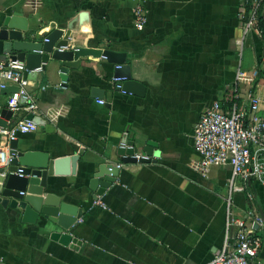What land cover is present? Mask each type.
Instances as JSON below:
<instances>
[{
  "label": "crops",
  "instance_id": "1",
  "mask_svg": "<svg viewBox=\"0 0 264 264\" xmlns=\"http://www.w3.org/2000/svg\"><path fill=\"white\" fill-rule=\"evenodd\" d=\"M143 1L146 23L137 29L136 0H0V22L21 11L24 36L42 40L61 29L69 32L68 48L125 54L131 79L145 90L142 96L118 91L114 65L88 55L65 81L57 63L36 69L27 85L38 107L34 114L24 103L12 112L9 94L0 95V107L11 112L7 128L30 117L38 122L15 140L17 151L53 161L47 202L82 213L68 231L76 243L64 245L52 237L64 231L48 216L27 223L18 211L0 208V264H205L222 247L231 169L201 174L193 128L212 103H225L239 68L256 78L264 43L254 33L243 38L241 0ZM250 87L241 82V98ZM255 95L264 106V77ZM122 140L134 142L141 156L151 142L150 161L123 163L117 152ZM4 144L0 139L7 157ZM103 163L121 167L97 196L99 205L90 180ZM247 192L252 200L233 193V208L243 215L252 206L263 219L257 228L262 247L252 264H264V186L252 181Z\"/></svg>",
  "mask_w": 264,
  "mask_h": 264
},
{
  "label": "built area",
  "instance_id": "2",
  "mask_svg": "<svg viewBox=\"0 0 264 264\" xmlns=\"http://www.w3.org/2000/svg\"><path fill=\"white\" fill-rule=\"evenodd\" d=\"M146 13L144 1L136 0L133 15L137 29L144 27ZM239 19L243 38L254 33L262 39L264 0H241ZM24 72V64L18 61L10 62L6 68H0V87H17L7 99L6 106L9 110L15 113L23 101V109L34 114L38 107L27 91L28 80L24 78ZM122 80L113 78L116 89L120 88L118 82ZM253 80L252 76L239 68L225 103H212L200 115L193 128V146L200 156L201 174H206L212 167L229 166L231 169L223 244L205 264H252L262 247V239L257 233V228L263 226L261 216L252 206L247 208L243 215H238L232 203L234 192H246L248 200H252L251 194L247 192L249 179L264 186V106L261 99L250 91L244 98L239 95L241 82L252 83ZM98 102L104 103L102 100ZM36 129L37 124L32 119H24L13 127L1 129L0 138L5 142L4 147H8L9 141L15 140L17 133H29ZM0 151L1 167L8 163L10 157H6L3 150ZM140 156L135 154L136 159ZM116 166L120 168L121 164ZM236 180H239L240 184H235ZM94 204L102 205L99 199H96Z\"/></svg>",
  "mask_w": 264,
  "mask_h": 264
},
{
  "label": "water",
  "instance_id": "3",
  "mask_svg": "<svg viewBox=\"0 0 264 264\" xmlns=\"http://www.w3.org/2000/svg\"><path fill=\"white\" fill-rule=\"evenodd\" d=\"M21 15V11L6 14L0 22V68H6L12 61L21 62L26 69L24 78L32 81L37 76L36 69L43 71L52 61L59 65L60 79L65 81L69 70L76 69L80 65V58L88 55L102 56L114 65L113 78L123 79L118 82L120 85L118 91L137 96L144 94L143 85L131 79L130 66L125 63V54L109 50L68 48L69 32L61 29L52 30L42 40H36L35 35L31 34L24 36L28 29ZM16 90L15 85H6L0 87V95H8ZM93 90L94 97L100 99L101 91L97 88ZM9 114H11L9 110L0 107V130L8 127ZM29 119L38 124L35 118ZM122 144L125 146L119 147L117 152L122 156L123 163L150 161L153 147L151 142L143 148L145 155L138 159L135 158L134 142L122 140ZM8 155L10 160L0 167V208L18 211L22 215V221L27 223H35L40 216H48L51 222L64 231L54 233L53 238H57L64 245L76 243L68 231L81 218V211L69 213L63 206L51 207L56 205L49 204L44 195L47 189V177L53 174V161L44 153L17 151L16 140L9 141ZM118 174L119 167L116 165L103 163L98 167L90 180V190L95 193V199L111 187ZM248 184L251 185L250 179Z\"/></svg>",
  "mask_w": 264,
  "mask_h": 264
},
{
  "label": "trees",
  "instance_id": "4",
  "mask_svg": "<svg viewBox=\"0 0 264 264\" xmlns=\"http://www.w3.org/2000/svg\"><path fill=\"white\" fill-rule=\"evenodd\" d=\"M261 41L264 43V37L261 39ZM263 77H264V69L258 71L256 78L251 83V87H250L249 91L252 94H255L256 89L259 85V82L261 79H263Z\"/></svg>",
  "mask_w": 264,
  "mask_h": 264
},
{
  "label": "rangeland",
  "instance_id": "5",
  "mask_svg": "<svg viewBox=\"0 0 264 264\" xmlns=\"http://www.w3.org/2000/svg\"><path fill=\"white\" fill-rule=\"evenodd\" d=\"M264 69V57H263V62L262 64L259 65V68L257 69V73L259 70H263Z\"/></svg>",
  "mask_w": 264,
  "mask_h": 264
}]
</instances>
